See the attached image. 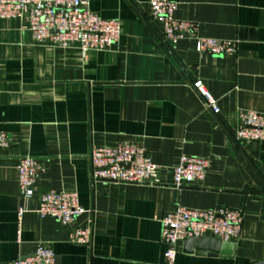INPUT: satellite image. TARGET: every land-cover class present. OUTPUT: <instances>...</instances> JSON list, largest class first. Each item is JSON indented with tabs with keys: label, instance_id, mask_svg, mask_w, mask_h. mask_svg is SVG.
<instances>
[{
	"label": "crops",
	"instance_id": "1",
	"mask_svg": "<svg viewBox=\"0 0 264 264\" xmlns=\"http://www.w3.org/2000/svg\"><path fill=\"white\" fill-rule=\"evenodd\" d=\"M121 33L106 51L80 43L35 44L26 20L0 19V262L29 256L39 243L55 264H166L161 219L179 208L239 211L232 255H196L178 245L174 264H264V141L237 142L239 111L264 114V0H171L173 18L195 25L177 45L150 17L148 0H85ZM234 46L229 55L195 52V40ZM217 100L211 111L194 87ZM141 147L159 167L158 183L94 181L93 147ZM38 160L37 195L72 189L87 211L70 226L36 214L23 199L16 167ZM181 156L208 160L201 181L171 184ZM25 209L17 238V210ZM91 228L88 245L75 228Z\"/></svg>",
	"mask_w": 264,
	"mask_h": 264
},
{
	"label": "built area",
	"instance_id": "2",
	"mask_svg": "<svg viewBox=\"0 0 264 264\" xmlns=\"http://www.w3.org/2000/svg\"><path fill=\"white\" fill-rule=\"evenodd\" d=\"M150 17L163 25L164 38L177 45L192 35L195 25L173 18L176 3L171 0H148ZM25 19L28 31L35 44L56 43L62 46L78 41L82 53L108 50L119 38L121 24L118 20H105L93 13L85 0H0V19ZM195 52L211 55H229L234 46L228 41L212 38L195 40ZM194 87L206 106L217 112V100L206 92L200 81ZM233 138L237 142L259 143L264 141V114L239 111ZM6 135L0 132V146H7ZM90 174L94 181L132 185L158 183L159 167L152 163L144 150L132 143L117 147H93L89 154ZM208 168V160L199 157L181 156L172 169L171 184L183 188L201 181ZM40 171L38 160L32 156L20 157L16 172L19 192L23 199L36 196V214L40 219H52L62 226H70L87 211L80 205L75 190H51L37 195L35 178ZM25 209L17 210L18 230ZM161 241L166 246V264H174L177 247L187 239H216L234 242L238 239L242 216L228 208L186 209L179 208L161 219ZM70 237L77 245H88L91 240L90 226L75 228ZM0 264H55L54 252L39 243L29 256Z\"/></svg>",
	"mask_w": 264,
	"mask_h": 264
},
{
	"label": "water",
	"instance_id": "3",
	"mask_svg": "<svg viewBox=\"0 0 264 264\" xmlns=\"http://www.w3.org/2000/svg\"><path fill=\"white\" fill-rule=\"evenodd\" d=\"M233 243L221 242L216 239L204 238L201 240L190 238L184 243V251L187 253H194L196 255H232Z\"/></svg>",
	"mask_w": 264,
	"mask_h": 264
}]
</instances>
